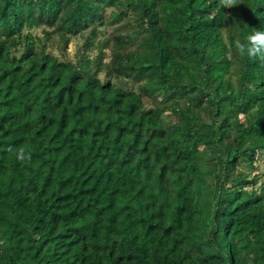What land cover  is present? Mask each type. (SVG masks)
<instances>
[{
  "label": "trees",
  "instance_id": "trees-1",
  "mask_svg": "<svg viewBox=\"0 0 264 264\" xmlns=\"http://www.w3.org/2000/svg\"><path fill=\"white\" fill-rule=\"evenodd\" d=\"M238 2L0 0V264H264V180L231 172L264 152V64L234 46L264 29V0ZM126 18L108 62L24 33L90 28L89 47ZM21 145L24 164L8 151Z\"/></svg>",
  "mask_w": 264,
  "mask_h": 264
},
{
  "label": "rangeland",
  "instance_id": "rangeland-1",
  "mask_svg": "<svg viewBox=\"0 0 264 264\" xmlns=\"http://www.w3.org/2000/svg\"><path fill=\"white\" fill-rule=\"evenodd\" d=\"M239 1V0H238ZM235 7L229 9L227 11L228 14H232ZM112 8L107 9V13H110ZM238 25V20H236V23L232 26L226 23V25L222 28V33L224 36V39L229 42V32L233 29V31L236 29V26ZM133 24L131 18H126L122 22L117 23L116 25H109L104 23H101L97 26V34L94 39V43L87 47L86 41L87 36L91 32L90 28L86 29L85 31H81L79 33L74 34H62L58 31H56L54 28L48 27L46 25H40L36 26L34 28H26L24 30V33H30L34 40H36V49L38 51H41V46L45 45V51L51 55L56 56L59 59H68L77 61L78 58L82 54L89 55L91 57H103L106 62L111 60L112 55V44L114 42L113 40V34L115 31H117V28H120L121 31H130L133 29ZM116 28V30H115ZM25 48L21 46L19 50H17V54L20 55V53ZM231 72H232V81L233 85H238V76H239V63L232 55V62H231ZM105 74V72H102ZM115 81H117L119 84H122L126 88L133 87L136 90L140 91L139 83L134 84L128 77H121V78H114ZM145 104L147 107H151L155 104L162 105L163 104V97L160 96L157 101L154 99L144 96ZM172 103V102H171ZM170 103V104H171ZM189 104L186 100H178L177 105H184ZM197 112H199L204 119L210 118V114L208 113L207 109L200 107L196 109ZM251 116L250 112H242L239 114V119L241 123H244L246 120L249 121V118ZM179 116L172 113V109L169 108L166 111V119L168 121H172L173 123L180 124L179 122ZM243 157V155H242ZM240 159H235L236 164V170L232 169L233 176H236L237 172L240 169H243L245 172L249 173V178L254 177L255 174H259V182L255 186L261 184V181L264 180V152L257 153V156L255 160L252 162V165L250 163H240ZM253 185H249V188H252Z\"/></svg>",
  "mask_w": 264,
  "mask_h": 264
},
{
  "label": "clouds",
  "instance_id": "clouds-1",
  "mask_svg": "<svg viewBox=\"0 0 264 264\" xmlns=\"http://www.w3.org/2000/svg\"><path fill=\"white\" fill-rule=\"evenodd\" d=\"M239 5L238 0H218V9H231ZM264 19V15L257 17ZM237 53L241 56H246L249 61L259 62L264 64V29L254 28L251 34L247 35L243 40L234 42ZM8 151L21 164L31 160V152L23 145L10 146Z\"/></svg>",
  "mask_w": 264,
  "mask_h": 264
}]
</instances>
